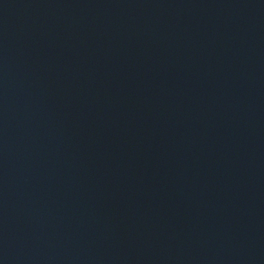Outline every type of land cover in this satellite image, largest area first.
I'll use <instances>...</instances> for the list:
<instances>
[{"label":"water","instance_id":"water-1","mask_svg":"<svg viewBox=\"0 0 264 264\" xmlns=\"http://www.w3.org/2000/svg\"><path fill=\"white\" fill-rule=\"evenodd\" d=\"M0 264H264V0H0Z\"/></svg>","mask_w":264,"mask_h":264}]
</instances>
